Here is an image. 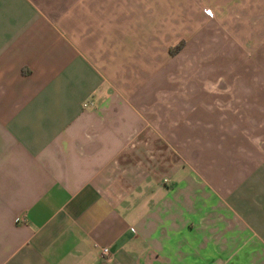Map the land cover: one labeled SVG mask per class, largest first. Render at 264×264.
<instances>
[{"label":"crops","instance_id":"1","mask_svg":"<svg viewBox=\"0 0 264 264\" xmlns=\"http://www.w3.org/2000/svg\"><path fill=\"white\" fill-rule=\"evenodd\" d=\"M185 5L0 0V264H264V170L209 194L160 123Z\"/></svg>","mask_w":264,"mask_h":264},{"label":"rangeland","instance_id":"2","mask_svg":"<svg viewBox=\"0 0 264 264\" xmlns=\"http://www.w3.org/2000/svg\"><path fill=\"white\" fill-rule=\"evenodd\" d=\"M34 1L48 15L59 13L62 4ZM186 3L203 16L190 27L186 48L167 62L162 81L175 89L165 91L166 97L179 93L173 115L190 120V127L177 128L178 118L173 123L171 117L160 123L172 136L166 142L180 150L205 190L223 198L264 170V0H182Z\"/></svg>","mask_w":264,"mask_h":264},{"label":"trees","instance_id":"3","mask_svg":"<svg viewBox=\"0 0 264 264\" xmlns=\"http://www.w3.org/2000/svg\"><path fill=\"white\" fill-rule=\"evenodd\" d=\"M183 45H184V41L181 40V41H179L178 43H176L175 45L170 46V47H169V52H170V54H175V53H177V52L183 47Z\"/></svg>","mask_w":264,"mask_h":264},{"label":"built area","instance_id":"4","mask_svg":"<svg viewBox=\"0 0 264 264\" xmlns=\"http://www.w3.org/2000/svg\"><path fill=\"white\" fill-rule=\"evenodd\" d=\"M206 13H207V11H206ZM88 104H90V103L85 102V103H83V106H87ZM101 252H102V255H107L109 253V250L107 247H103V248H101Z\"/></svg>","mask_w":264,"mask_h":264}]
</instances>
